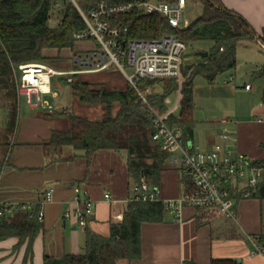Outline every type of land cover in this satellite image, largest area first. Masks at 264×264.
Segmentation results:
<instances>
[{
	"label": "crops",
	"instance_id": "0c3cea01",
	"mask_svg": "<svg viewBox=\"0 0 264 264\" xmlns=\"http://www.w3.org/2000/svg\"><path fill=\"white\" fill-rule=\"evenodd\" d=\"M186 1L187 7L191 0ZM216 1L243 15L258 34L264 33V0ZM210 47L204 50L209 51ZM203 58L195 57L191 62ZM262 64L252 67L254 76L264 75V72L255 73ZM218 76L208 84L197 85L194 82V105L198 100L212 102L214 106L209 110L220 112L210 114L208 126L198 141L196 110L193 108V136L189 141L209 150L222 140L221 130L226 128L232 136L233 149L246 153L252 159H262L264 84L261 92H254L252 84L250 88L245 87L249 83L247 81L235 84L224 78L217 79ZM57 85L61 83L57 81L54 86L57 96L47 95L55 109L73 100L71 93L65 104L56 103L55 98L59 96ZM154 88L163 93V84H154ZM173 92H176V101L171 103ZM173 92L162 99L165 105L162 110L169 111V118L179 116L181 109V89ZM24 104L26 111L18 116L11 144H8L10 113L5 128L2 127L5 131H0V164L8 156L0 176V203H26L31 210L39 207L38 213H43V218L39 219L42 226L28 255V238L20 244L16 235L1 238L0 264H44L47 254L61 256L83 251L87 229L107 236L111 233L112 223L123 220L133 199V188L138 183L130 175L124 149L98 148L87 153L72 144H63L58 150L51 148L49 141L53 129L65 128L60 121L61 115H52L51 110ZM170 122L180 126L171 118ZM166 163L167 167L161 171L156 185L162 200L176 199L183 192L179 165L171 161L170 153ZM75 184L85 187L95 201L86 227L78 225L75 218L65 216V212L75 205ZM51 186L53 197L45 200V193ZM229 189L234 198L232 217L222 215L216 208L192 205H185L180 215L165 209L161 220L141 222L140 256L120 258L117 264H264V254L252 253L254 245L247 237L249 233L259 236L264 233V198L245 195L240 186ZM106 193L111 196L106 197Z\"/></svg>",
	"mask_w": 264,
	"mask_h": 264
},
{
	"label": "trees",
	"instance_id": "16d2710c",
	"mask_svg": "<svg viewBox=\"0 0 264 264\" xmlns=\"http://www.w3.org/2000/svg\"><path fill=\"white\" fill-rule=\"evenodd\" d=\"M82 9L88 11L96 7L100 0H77ZM116 3L130 0H106ZM174 1V0H168ZM202 4L201 13L185 27H174L159 14L147 13L134 8L125 13L113 14L110 20L121 28L120 39L156 38L165 32L174 33L188 44L197 40H212L209 53L201 61L186 66L185 79L179 84L175 78H142L143 85L161 83L163 93L155 91L159 98L157 106L164 109L162 99L167 94L181 89L180 115L170 117L177 122L185 139L193 136L192 112L193 86L196 74L204 75L209 81L227 70L236 67L237 47L260 40L264 43V33L258 34L254 27L239 12L220 4L216 0H197ZM65 6L59 11L62 21L52 25L50 20L55 0H0V75H7L12 90L15 83L11 77L12 63L53 60L46 55L48 47L62 48L74 44V32L86 28V22L77 6L71 0H64ZM261 45V44H260ZM262 46V45H261ZM264 52V46L261 47ZM192 68L190 73H186ZM264 72V63L255 73ZM72 96L82 102H101L106 111L99 119H91L77 113L68 114L67 127L53 129L50 137L51 148L58 150L63 144H72L76 148L92 152L98 148L124 149L131 177L140 182L145 179L157 184L161 171L167 167L168 152L152 138V124L148 111L141 105L135 90L129 85L124 89L108 88L105 85L95 87L84 80L80 74H74L68 81ZM3 82V81H2ZM0 84L1 81H0ZM12 94V91L10 92ZM14 94V92H13ZM264 100V88H263ZM118 101L117 111H112ZM66 111L51 114L62 115ZM16 107L11 110L9 126L15 124ZM169 118V122H170ZM171 123V122H170ZM264 163L262 159L255 162ZM252 196L264 198V181L252 191ZM39 209V207H38ZM38 209H19L14 214H0V239L11 235L19 237L18 244L28 238V252L32 242L41 229ZM162 200H136L129 202L123 220L112 223L110 235H102L90 229L86 230L83 251L65 253L61 256L45 255L44 264H117L120 258H136L141 254L140 227L144 220H161L164 212ZM264 246V233L259 236ZM17 244V245H18Z\"/></svg>",
	"mask_w": 264,
	"mask_h": 264
},
{
	"label": "built area",
	"instance_id": "2783aa9c",
	"mask_svg": "<svg viewBox=\"0 0 264 264\" xmlns=\"http://www.w3.org/2000/svg\"><path fill=\"white\" fill-rule=\"evenodd\" d=\"M86 22V28L74 32L76 40L92 38L96 46L72 54L79 65L70 69H60L45 61H27L12 65L14 81L19 102L24 100L31 107L48 110L55 109L47 95L57 96L54 77L64 76L68 81L73 75L83 72H95L116 64L125 74L129 87L137 93L141 105L148 111L152 124V138L170 153L173 163L179 165L183 192L176 199L162 200L158 185L142 179L134 186L133 199L162 200L164 208L180 215L185 205L216 208L226 217L234 215V198L231 186H240L245 195H251L254 188L264 181V163L255 162L246 153L232 147V136L226 128L221 130L222 140L209 150L189 144L183 137L182 128L169 122V111L160 109L151 84L143 85L142 78H177L181 76L185 62L187 42L174 33L165 32L156 38L120 39V25L113 23V14L125 13L139 8L147 13L159 14L174 27H185L190 21L184 18L186 0H130L108 3L100 0L91 10L81 8L77 0H71ZM55 5V4H54ZM53 11H55V6ZM62 21V14L58 19ZM264 46V43L261 42ZM133 68L130 72L126 67ZM246 83L245 87L250 88ZM23 99V100H22ZM8 156L0 164V176ZM241 184V185H239ZM75 205L65 212L66 217L75 218L78 225L86 227L93 213L95 201L89 191L75 184ZM53 187L45 193V200L53 197ZM106 193V197H110ZM19 209L30 208L26 203H0V214L11 213ZM43 218V213H38ZM248 239L254 245V252L264 254V246L259 235L249 233Z\"/></svg>",
	"mask_w": 264,
	"mask_h": 264
},
{
	"label": "rangeland",
	"instance_id": "374dc122",
	"mask_svg": "<svg viewBox=\"0 0 264 264\" xmlns=\"http://www.w3.org/2000/svg\"><path fill=\"white\" fill-rule=\"evenodd\" d=\"M55 2H56L55 11L52 12L53 13L52 18L49 22L52 25L58 23L59 21L58 19L60 17L59 11L63 8V6H65L64 0H55ZM201 8H202L201 3H199V1L198 2H196L195 0L189 1L187 7L184 9V18H188L189 20H194L201 13ZM74 41L75 42L72 46L71 45L64 46L62 48L48 47L46 50V55L51 56L54 59L53 60L48 59L45 62H48L51 65L55 66L56 68H60V69H70L71 67L79 66L72 59V54L77 51H79L80 54H84L85 50H88L92 47L94 48L96 46V42L92 38H86V39L74 40ZM212 44H213L212 40H208V39L197 40L192 44L189 43L184 54L185 56L184 63L186 64V66L196 63L191 61L195 57L201 56L196 53L197 51L209 48ZM39 61H43V60H39ZM262 63H264V52L261 50V47L258 43L256 42L251 43L247 46L239 45L237 47L236 67L220 74L217 79L221 80L224 78L225 80H229L230 82L235 84L240 82H242L241 84H243L244 81H247L253 85L252 90L254 92L256 91L261 92L262 86L264 84V75L254 76L251 70L252 67L256 65L257 66L261 65ZM126 68L130 72L133 71V68L130 67L129 65H127ZM191 71L192 68L188 69L186 73H190ZM184 73L185 70L182 71L181 76L175 78L176 82H178L179 84L187 76V74L184 75ZM6 77L7 75H0V81L2 83L0 84V131L2 130L5 131L4 128L8 120L7 115L8 113L11 114L10 111L12 110V108L16 107L17 109L16 121L14 126H12L9 129V135H8L9 136L8 144L9 143L11 144L13 134L15 132V129L17 128V123L19 121L18 116L20 114H23L24 113L23 111H26V105L24 104L23 99L22 102H19L16 86L13 88L14 90H12L10 81L6 83L4 80L6 79ZM11 77L14 81L13 71L11 73ZM80 77L84 80L92 82L95 87H100V85H105L106 87L111 89L112 88L124 89L128 85L124 72L116 64H112L109 68L104 70L80 73ZM57 81H59L61 85L60 86L57 85L58 86L57 88L59 90V96L58 98L57 97L55 98V102L58 104L59 103L65 104L66 102L69 101L71 96L70 86L63 81L62 77H54V82L56 83ZM208 81L209 80L202 74H196L194 77V82L197 85L208 84L209 83ZM151 85L153 86L155 93L156 90L154 88V85L153 84ZM11 91L12 94L10 93ZM170 97L172 98L171 103H174L176 101L175 100L176 92H173ZM196 102L197 103H195L194 105V110H196V118H197V126L195 127V131H196V140L199 141L201 136L204 135L203 132L204 129L208 126L206 123L208 122L207 120L211 117L210 114L217 113L220 111L209 110L214 106L212 102L203 101V100H198ZM118 107H119L118 101L114 102L112 111H117ZM55 111H66L64 114L61 115L60 121L62 127H67L70 123L68 114L77 113L83 116H87L91 119H99L103 116L104 112L106 111V108H105V104L101 102H82L78 98L73 97V100L71 102H68L66 106H63L59 109H55ZM221 112H223V110ZM227 114L230 113L227 112ZM14 143H16V140H14ZM9 151L10 150L8 149V153Z\"/></svg>",
	"mask_w": 264,
	"mask_h": 264
},
{
	"label": "water",
	"instance_id": "95a60500",
	"mask_svg": "<svg viewBox=\"0 0 264 264\" xmlns=\"http://www.w3.org/2000/svg\"><path fill=\"white\" fill-rule=\"evenodd\" d=\"M259 41V43L261 44V41L260 40H258ZM197 53L198 54H200L202 57H206L207 55H208V53H209V51L208 50H200V51H197ZM191 141H189V144L191 145Z\"/></svg>",
	"mask_w": 264,
	"mask_h": 264
}]
</instances>
